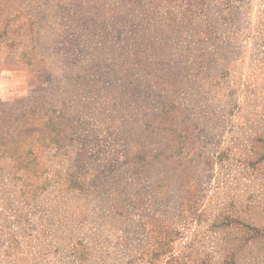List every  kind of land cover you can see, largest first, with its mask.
Here are the masks:
<instances>
[{"label": "rangeland", "instance_id": "1", "mask_svg": "<svg viewBox=\"0 0 264 264\" xmlns=\"http://www.w3.org/2000/svg\"><path fill=\"white\" fill-rule=\"evenodd\" d=\"M0 264H264V0H0Z\"/></svg>", "mask_w": 264, "mask_h": 264}]
</instances>
